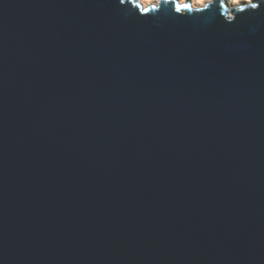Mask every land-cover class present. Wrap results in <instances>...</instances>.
I'll return each instance as SVG.
<instances>
[{
    "label": "water",
    "instance_id": "1",
    "mask_svg": "<svg viewBox=\"0 0 264 264\" xmlns=\"http://www.w3.org/2000/svg\"><path fill=\"white\" fill-rule=\"evenodd\" d=\"M229 1L0 0V264H264V0Z\"/></svg>",
    "mask_w": 264,
    "mask_h": 264
},
{
    "label": "bare ground",
    "instance_id": "2",
    "mask_svg": "<svg viewBox=\"0 0 264 264\" xmlns=\"http://www.w3.org/2000/svg\"><path fill=\"white\" fill-rule=\"evenodd\" d=\"M145 5L149 4V3H156L158 2V0H141ZM194 2H192V5L197 7V6H200L202 4H204L205 2L209 1V0H192ZM237 2H248L250 0H235Z\"/></svg>",
    "mask_w": 264,
    "mask_h": 264
},
{
    "label": "snow or ice",
    "instance_id": "3",
    "mask_svg": "<svg viewBox=\"0 0 264 264\" xmlns=\"http://www.w3.org/2000/svg\"><path fill=\"white\" fill-rule=\"evenodd\" d=\"M121 2L123 3L124 2V0H121ZM138 6V5H137ZM191 6L189 5V4H177L176 5V11H183V10H185V9H189ZM205 7H207V5H205ZM251 7L252 8H257L258 7V5L257 4H255V3H252L251 4ZM141 11L142 12H148L149 11V9H147V8H142L141 9Z\"/></svg>",
    "mask_w": 264,
    "mask_h": 264
},
{
    "label": "flooded vegetation",
    "instance_id": "4",
    "mask_svg": "<svg viewBox=\"0 0 264 264\" xmlns=\"http://www.w3.org/2000/svg\"><path fill=\"white\" fill-rule=\"evenodd\" d=\"M191 2H194V1H192V0H191ZM228 2L230 3V1H229V0H228ZM240 3H241V2H240ZM230 4H232V3H230Z\"/></svg>",
    "mask_w": 264,
    "mask_h": 264
}]
</instances>
